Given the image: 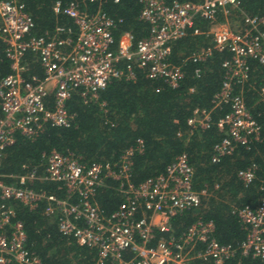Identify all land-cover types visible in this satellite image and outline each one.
<instances>
[{"label":"built area","instance_id":"2783aa9c","mask_svg":"<svg viewBox=\"0 0 264 264\" xmlns=\"http://www.w3.org/2000/svg\"><path fill=\"white\" fill-rule=\"evenodd\" d=\"M104 1L69 0L64 6L57 1L54 13L71 18L76 30L57 26L50 35L37 36L33 19L19 0H0V56L9 69L0 78V162L17 135L32 139L46 126L68 127L73 116L67 101L74 93L84 100L95 99L111 80L134 79L135 68L147 79L177 87L183 72L181 65L170 61L171 46L189 31L212 44L191 52L182 63L204 62L213 51L230 54L222 62L224 80L213 101L215 107L222 103L230 107L217 123L226 129V136L213 147L214 161L231 154L235 145L248 147L259 140L260 126L235 86L247 79L249 60L264 64V31L260 28L264 17L239 10L241 0H140L139 19L148 25V36L133 43L126 34L116 43L117 21L103 11ZM235 10L239 11L236 15ZM200 20L207 27L195 26ZM28 54L38 62L43 77L27 72ZM199 73L196 69V76ZM187 126L189 134L209 129L210 111L194 109ZM132 153L128 150L121 157L117 171L109 165L85 167L71 154L51 150L44 155L41 175L36 168L25 166L21 174L0 173V264H41L26 248V231L16 218L15 203L31 210L42 204L46 216L58 218L62 235L97 250L96 264H226L237 251L214 238L210 221L198 219L178 238L156 239L155 230L168 232L171 219L199 207L205 195L193 187L194 171L186 154L164 173L133 186L129 181ZM238 177L251 183L254 166L239 171ZM106 178L119 183L116 189L123 196L117 210L107 217L93 201L95 190ZM45 181L61 184L67 198L32 188L35 182ZM260 190L263 194L256 208L233 210L246 231L240 253L253 259H264V182ZM126 252L131 256H125Z\"/></svg>","mask_w":264,"mask_h":264},{"label":"trees","instance_id":"16d2710c","mask_svg":"<svg viewBox=\"0 0 264 264\" xmlns=\"http://www.w3.org/2000/svg\"><path fill=\"white\" fill-rule=\"evenodd\" d=\"M57 1L64 6L69 0H19L33 19V34L50 35L57 26L76 30L71 18L54 13L53 6ZM141 8L140 0H120L118 3L106 0L102 3L103 11L117 21L116 43L126 34L132 37L133 43L148 36V25L139 19ZM237 10L234 15L239 13ZM239 10L264 17V0H241ZM195 26L205 28L207 22L200 20ZM260 28L264 31V24ZM211 44L210 39L192 35L191 31L172 44L170 61L181 65L183 72V78L175 88L163 80L147 79L142 70L135 68L134 79L111 80L95 99L84 100L74 93L67 101L68 112L73 116L71 124L68 127L46 126L32 139L17 135L16 142L4 151L0 173L21 174L25 166L36 168L37 174L41 175L44 155L51 150L71 154L85 167L109 165L117 171L121 157L132 150L129 181L138 186L164 173L168 165L186 154L194 171L193 187L197 191L204 190L205 195L201 197L199 207L173 217L168 232L155 230L156 239L178 238L198 219L210 221L214 238L237 251L226 264H264V259L241 255L239 248L246 231L233 212L245 206L256 208L263 194L260 186L264 182V64L249 60L247 79L235 86L242 92L250 115L260 126L259 140L248 147L235 145L231 154L214 161L213 147L226 136V129L218 128L217 123L230 107L227 103L215 107L213 101L224 80L222 62L229 59L230 54L213 51L204 62L182 63L191 52ZM0 57L2 78L9 69L5 59ZM27 69L28 73L43 77L32 54L27 55ZM196 69L200 70L199 76L195 74ZM194 109L210 111L212 126L189 134L187 119ZM251 166H254L255 178L246 184L238 177V172ZM118 184L106 178L95 190L93 201L106 217L123 201L122 194L116 189ZM32 188L60 199L68 196L59 183L35 182ZM14 208L17 220L23 223L26 231V248L39 258L41 264H96L97 250L79 245L72 236L62 235L58 218L46 216L42 204L31 210L15 203ZM125 256H131V252H126ZM103 264H110V261Z\"/></svg>","mask_w":264,"mask_h":264}]
</instances>
